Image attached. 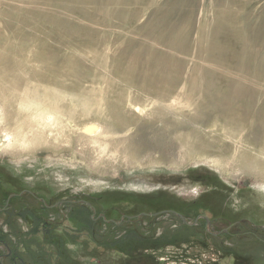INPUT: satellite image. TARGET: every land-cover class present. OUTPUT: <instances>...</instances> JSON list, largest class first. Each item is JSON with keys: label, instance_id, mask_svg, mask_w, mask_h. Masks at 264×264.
Wrapping results in <instances>:
<instances>
[{"label": "rangeland", "instance_id": "obj_1", "mask_svg": "<svg viewBox=\"0 0 264 264\" xmlns=\"http://www.w3.org/2000/svg\"><path fill=\"white\" fill-rule=\"evenodd\" d=\"M0 13V42L14 46L8 52L4 42L0 53L14 69H40L52 88L81 98L79 89H102L104 97L92 95L113 100L117 87L139 99L135 122L121 134L81 138L76 131L81 147L64 136L54 140V132L56 155L37 147L21 150L17 160L0 157L6 189L23 185L53 195V203L97 198L124 228L90 229V213L81 206L74 209L84 225L30 226L3 215L0 264H264V246L250 237L253 226L264 234V190L237 162L245 155L251 165L256 156L264 163L258 154L264 148V0H2ZM26 39L32 54L24 51ZM39 39L48 49L38 50ZM161 95L167 103L154 105ZM126 141L128 157L110 152ZM97 150L104 152L99 160ZM165 211L189 224L204 216L213 234L246 224L240 235L234 229L219 238L186 228L173 215L126 223ZM92 231L110 233L100 243Z\"/></svg>", "mask_w": 264, "mask_h": 264}, {"label": "bare ground", "instance_id": "obj_2", "mask_svg": "<svg viewBox=\"0 0 264 264\" xmlns=\"http://www.w3.org/2000/svg\"><path fill=\"white\" fill-rule=\"evenodd\" d=\"M1 4H2V0H0V6ZM0 20H1V13H0ZM1 38L2 36L0 34V39ZM5 40L3 42L1 41L0 45L6 42V49H7L6 51L10 52L9 49L12 48L13 43L10 42L12 44L7 45V41ZM44 41L40 40L37 42L38 50L48 49L45 47L47 45H45ZM21 42H24V41H21ZM29 44H30L29 41L26 39L25 44L23 43L24 49L27 47L24 50L25 52L27 50L28 51L31 50ZM15 47L17 46L15 45ZM20 49H22L21 46H20ZM17 52L15 53L16 55H17ZM36 54L38 56H45L43 52H39V51H36ZM16 57L14 56L13 59H15ZM16 60L17 59L13 61L16 62ZM31 63H32V57H31ZM13 64L15 63H12V61L7 57L6 54L3 55L0 53V65H2L0 67V157L8 156L13 159L16 158L17 160L20 155L21 150H24V153L27 150L28 151L30 150V152H32L37 147H43L42 149H44V151L48 154V156L56 155L59 152L55 150L56 149L55 143L50 142L49 134H53L55 132L56 135H55L54 140H56L57 137L64 136L65 138H68L69 143L77 142L79 143L77 146L84 147V143L81 142L82 139L78 138L79 136H81V138H84L85 136L91 137L97 134L98 132L106 136L115 135V134L118 135V134L125 132L127 129H129L135 122V116L133 114V111L137 112V109L134 110L133 106L135 107L137 106L138 104L137 102L139 101H135V100H139V99L133 98L132 100L131 98L132 96L130 95L129 97L128 96L129 94L127 95L124 89H120L117 87L112 88L115 91V96L113 100H109V99L104 100L103 98H101V96L104 97V93L103 95H101L102 89L101 90L97 89V92H94V93L89 92V94H87V92L85 94L84 89L83 90L79 89L78 94L82 95V98H81V96L79 97L76 94H71L67 92L66 89H63L64 87L62 88V86L56 87V86H53L54 85L53 84L52 85L53 88H52L51 84L47 80V76L44 73V71L40 69L39 70L14 69L15 65ZM16 66L18 68L20 65H16ZM87 78H89V75L87 76ZM33 81H35L36 84ZM76 84L77 83H75V85ZM102 84L103 83H101V85ZM109 85L110 84H108V86ZM108 86L105 87L106 92L108 91L107 90ZM97 87L99 88L100 86H96V88ZM90 88H91V91L94 90V89L92 90V86ZM155 91L158 92V90H155ZM72 93H75V92H72ZM95 93L96 94L99 93V95L101 96H98V98H96L94 97V95H92ZM163 95H161L162 96L161 98H158L156 96L157 98L154 99L152 103L154 105L155 104L160 105L161 103H164V102L167 103L168 99L167 100L166 98L163 99L164 98ZM174 105L175 104H172V106ZM156 108L159 109L158 106L155 107V109ZM173 109H175V106ZM153 114H156V112H154ZM82 123L84 124L82 125ZM76 131H80L82 135H78L77 138H74L73 135L75 134ZM45 137L48 139H46L43 142ZM109 139L111 140L110 137ZM128 141H126L123 148L121 147L112 148L111 147L110 152L117 151L118 153L122 154V156L128 157L129 150H127V146L130 145ZM91 143L93 144L94 142H91ZM106 143L104 142L103 144L108 147L109 142L107 143V145ZM91 148L94 149V147H91ZM98 150L95 153L97 156H99V158L97 157L98 158L97 160L101 159V157L104 154V152L101 153V152H98ZM258 154L261 160L264 161V148L261 152H258ZM181 159H183L181 161H184V157ZM93 161L97 163L96 160L93 159ZM237 162H239V164L242 167H245V166L248 167L244 170H246L249 173V175L255 179L253 183L255 185H258V187H261L264 190V173L263 171L259 170V167L261 169H264V163H258V156H256L253 159V163L254 164L256 163V165L249 164L245 155H241L237 159ZM222 163L223 162L221 160L214 161V164L219 165V166H222ZM227 164L228 162L227 160H225V166Z\"/></svg>", "mask_w": 264, "mask_h": 264}, {"label": "flooded vegetation", "instance_id": "obj_3", "mask_svg": "<svg viewBox=\"0 0 264 264\" xmlns=\"http://www.w3.org/2000/svg\"><path fill=\"white\" fill-rule=\"evenodd\" d=\"M1 183L2 182L0 181V216L4 215L9 219L19 221L20 223L28 224L30 226L38 223L42 224L43 227L47 225L57 227L63 225L67 221H75L81 225H84V218L77 214V209H74L75 207L81 206L87 209L90 213V215L88 216L89 219L92 220L89 227L90 229L95 230L99 226L102 228L111 226L112 230H120L125 226V223L123 221L115 222L113 218H109L108 212L102 208L103 205L97 198H93L87 195H85L84 198L80 199H66L65 197H62L53 203V195L45 197L37 194L33 189L29 190L23 188V185L19 184H8L10 185V189L8 190ZM65 206L71 207L69 210H67L68 212L63 211L62 208H64ZM100 207L103 210H101ZM179 215L183 217L182 214ZM137 216L128 217L126 223L130 225L133 222H137L145 218H153L152 216H144L141 218H138ZM174 217L181 222L178 217ZM203 217L204 216H198L195 218L194 221H196V225L186 226L183 225L182 222L181 224L186 228L195 230L196 232L210 233L213 236H217L219 238L232 235L234 229L235 232L238 231L237 233H239L240 229L243 228V225L246 224L243 220L237 221L238 224L231 227L230 229H228V227L226 228L227 230L220 229L216 234H213L209 230H214L212 228L213 222L211 223V221L209 220V224H207ZM15 230L18 231V229ZM106 230L108 231V229ZM257 230L258 226H253V231L251 230L250 232L252 242L253 244H261L262 246H264V234L259 233ZM109 233L110 232H104L103 236H109ZM242 235L247 236L246 234H241V236Z\"/></svg>", "mask_w": 264, "mask_h": 264}, {"label": "water", "instance_id": "obj_4", "mask_svg": "<svg viewBox=\"0 0 264 264\" xmlns=\"http://www.w3.org/2000/svg\"><path fill=\"white\" fill-rule=\"evenodd\" d=\"M169 214H172V215L178 217V218L181 220V222H182L184 225H186V226L196 225V221H194L193 223L189 224V223L187 222V220L184 219L181 215H179V214H177V213H175V212H171V211L160 212V213L153 214V215L140 214V215L137 216V217H138V218H141V217H144V216L160 217V216L169 215ZM203 219L206 221L207 224H209V220H208V219H206L205 217H203ZM237 224H238V222H237V223H234L233 225L229 226L228 229H230L231 227H233V226H235V225H237ZM226 230H227V229H226Z\"/></svg>", "mask_w": 264, "mask_h": 264}, {"label": "trees", "instance_id": "obj_5", "mask_svg": "<svg viewBox=\"0 0 264 264\" xmlns=\"http://www.w3.org/2000/svg\"><path fill=\"white\" fill-rule=\"evenodd\" d=\"M95 233H91L90 234V237L92 238V239H94V240H97V239H95V238H100L101 239V241L103 240V238H107V236H103V235H98V237H95V235H94ZM100 243H103V241L102 242H100Z\"/></svg>", "mask_w": 264, "mask_h": 264}]
</instances>
